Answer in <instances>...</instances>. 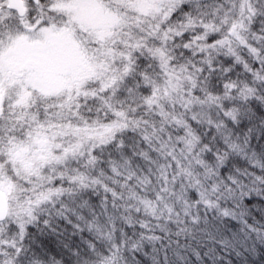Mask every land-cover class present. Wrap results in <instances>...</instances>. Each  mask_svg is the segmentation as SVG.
I'll return each mask as SVG.
<instances>
[{
	"label": "snow or ice",
	"instance_id": "6c2138e0",
	"mask_svg": "<svg viewBox=\"0 0 264 264\" xmlns=\"http://www.w3.org/2000/svg\"><path fill=\"white\" fill-rule=\"evenodd\" d=\"M0 264H264V0H0Z\"/></svg>",
	"mask_w": 264,
	"mask_h": 264
}]
</instances>
